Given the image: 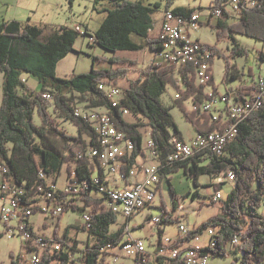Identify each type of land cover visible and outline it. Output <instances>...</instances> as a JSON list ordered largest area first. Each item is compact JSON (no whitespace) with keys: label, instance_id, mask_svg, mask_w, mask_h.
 Masks as SVG:
<instances>
[{"label":"trees","instance_id":"obj_1","mask_svg":"<svg viewBox=\"0 0 264 264\" xmlns=\"http://www.w3.org/2000/svg\"><path fill=\"white\" fill-rule=\"evenodd\" d=\"M175 0H167L166 10H170ZM161 4L153 5L144 1L130 0H95L93 10L105 13L100 28L92 34L86 28V35L92 36L94 44L106 52L117 54L118 52H140L149 48L152 53L162 49V43L157 37L151 35L153 29V17L160 9ZM196 8L177 7L172 9L175 14L190 15ZM214 16L211 13V16ZM217 42L230 41L233 44L229 57H245L248 50L242 48L236 42L235 35H242L264 43V0H258L255 8L242 13L236 21H232L228 13H224L216 25ZM81 36L75 28L60 27L52 31L34 26L29 22L23 23L17 20L0 23V72L4 75L3 99L0 108V161L8 165V176L12 177L19 185H25L28 197H36L52 191L51 183L57 185V178L64 165H68L67 173L70 175L73 169H77V180L89 182V190L82 191L78 198L83 206L74 204L75 199L69 200V193L59 191L57 204L63 207L64 213L78 210H90L92 227L88 230V236L94 243L88 242L86 248L77 250L67 241V233L63 238L59 237V226L53 230V236L63 244L65 250L56 258L62 260L61 264H105L110 252L106 246L112 244L118 246L124 239L125 226L117 232L111 230L117 223L118 215L108 209L92 183V171L94 165L86 158V152L96 151L97 136L94 130L82 119L76 118L71 107L73 102L70 94H79L90 101L93 107L108 108L115 127L127 133L134 140L135 150L128 160V166L122 168L126 179L132 177L133 167L139 157L143 155L142 143L144 136L140 131L142 125L148 126L155 144L158 160L164 162L172 153L171 140L173 137L183 140L179 127L171 115V108L165 106L162 101L166 88L171 85L178 89L183 98L176 103L182 111L186 122L191 124L196 134H211L222 130L224 125L221 120L212 121L210 115L200 114V111L189 110L184 101L192 98L194 104L199 107L203 99L217 96L218 90L214 86V77L210 81L213 88L212 96L204 93L205 86H195L193 69L189 72L181 71L186 91L180 90L176 76L169 69L177 68V64L163 67L160 64H149L138 80H132L125 90L122 107L129 110L134 118L143 119L145 124H134L126 119L119 108H113L105 95L98 90V85L105 83L118 84V81L128 77L127 68L111 67L110 69H95L69 78L61 79L57 75V64L63 61L75 50V43ZM133 37H136L135 39ZM213 52L212 65L216 57L225 61L224 81L237 79L242 76L236 65L231 64L229 57L216 46L209 45ZM112 65L125 64L128 61L113 56L108 60ZM24 74H30L37 78L41 85V91H31L21 79ZM53 90L55 94L52 103L45 101L41 94L47 90ZM22 94H19V91ZM251 87L239 86L236 92L240 98L250 91ZM51 93V92H50ZM55 115L70 121L79 130V137H74L59 129L52 118L49 109L52 108ZM37 112L40 124L34 121ZM236 141L228 146L226 155L221 158L212 153H198L181 161H175L170 168L162 171L161 178L179 173L183 170L185 176L193 181L196 188H200V178L207 175L209 178L218 179L221 175H227L229 170L236 173L235 188L227 201L211 198L212 206L221 201V214L203 222L189 234V239L203 234L210 228H216L217 234L213 241H217L216 248L205 249L211 254V258L226 257L230 247H234L237 256L231 264H264V212L261 208L264 204V106L257 111H252L246 119L238 125ZM87 136V139L84 138ZM52 140H58L60 147L53 145ZM93 155V156H96ZM170 180V179H169ZM231 182V181H230ZM223 183L213 185L215 194L221 190ZM42 188L43 192L40 190ZM170 193L174 201V208L179 209L181 198H195L199 191L193 194L188 191L180 197L175 187L170 183ZM67 200V201H66ZM39 212L35 209V214ZM164 223L173 222L172 216H168ZM46 226V225H45ZM1 238V237H0ZM237 238L239 243L230 245ZM68 253L75 255L73 261H68ZM77 253L80 255L77 257ZM54 256L46 257L44 263L50 264ZM12 264H19V259H12ZM159 264H186L185 262H171Z\"/></svg>","mask_w":264,"mask_h":264},{"label":"built area","instance_id":"obj_2","mask_svg":"<svg viewBox=\"0 0 264 264\" xmlns=\"http://www.w3.org/2000/svg\"><path fill=\"white\" fill-rule=\"evenodd\" d=\"M258 0H218L207 10V15H203L201 11L196 10L190 15L175 14L172 10H166L161 22V28L158 39L162 43V49L153 53L154 64L160 61H177V68L169 69L177 80L178 85H183L181 71L189 72L193 69L195 79L200 85L208 86L212 80V57L213 52L209 45L193 39V35L200 29L203 24L215 23L211 20V13L223 15L228 13L232 20L239 18L245 13L256 7ZM77 32L84 37L86 30L80 26H76ZM90 43L94 44V39L89 36ZM181 70V71H180ZM105 98L109 101L113 108H119L125 117L132 116L128 109L122 107V101L125 91L121 90L114 83H101L98 85ZM186 91V86L185 90ZM49 91L41 94L45 101L52 103L53 97H48ZM210 95V94H209ZM212 96V94L210 95ZM183 98L179 91L175 95V100ZM224 104L220 108L219 102ZM264 105V73L259 76L258 81L251 86V90L247 91L240 98L237 92H226L222 95L213 96L212 99H203L199 107L193 104L192 111L201 108L214 109L212 121L221 120L224 128L211 134H196L189 141L179 140L173 137L171 140L172 153L180 155V153H193V157L198 153L209 152L217 157H223V152H216V144H219L222 138H228V131L235 127L236 118H241V110L243 106ZM77 105L73 101L71 103L72 111L76 118L82 119L94 130L97 136V154L96 156H88L86 158L94 165L92 171V183L102 198L106 199L104 204L114 213L123 214V218L127 221L141 214L145 208H150L156 202L160 193V181L162 171L172 166H167V159L158 160L155 150V144L151 137L149 127L143 133L144 142L142 143L143 155L138 158L135 179H126V174L122 173V168L128 166V160L132 156L135 145L134 140L127 133L119 131H110L113 120L109 115V109L105 107H93L90 105ZM225 152V151H224ZM151 162H145L142 158L147 157ZM77 169H72L70 175L67 173V185L63 190L69 193L68 199L79 198L82 191L89 190V182L86 180H77ZM8 165L4 161H0V237H8L10 239L19 237L22 240L24 253L20 256L19 264H42L46 257L54 256L50 264H61L62 260L56 258L65 250L60 242L53 236H44L36 234L33 231L31 217L35 214V209L39 212L47 213L51 218L58 219L64 214L63 207L57 204L59 191L56 185L51 183L52 191L36 197H28L25 185H19L12 177L8 176ZM233 170H229L225 178L231 181ZM118 174L120 180L124 182V186L120 187L116 182L110 181L109 175ZM141 176V178H139ZM40 190L43 192L42 188ZM222 199V194L218 191L215 194V200ZM66 200V201H67ZM11 207L15 209L13 217L4 216L3 208ZM91 211L85 210L82 216L80 228L90 230L92 227ZM150 223L160 225L164 223L160 218H151ZM46 225V219L43 225ZM216 228L205 230L203 234L208 237L207 242H202L203 234L189 239V234L193 232L190 228L181 225L177 238L158 236L156 248L153 252L146 250V244L142 239H133L129 236L123 240L117 247L109 244L106 251L115 256V263L118 262L117 251H121L125 256L133 259L134 264H151L153 262L171 263L185 262L186 264H209L210 253H206L205 249H212L211 239L213 238ZM127 233L130 232L127 225ZM239 240L235 238L231 242V246L238 244ZM25 244H32V252H25ZM70 246H74L71 245ZM68 261L75 260L76 256L68 253ZM110 255V256H111ZM109 257V256H108ZM69 264V263H68Z\"/></svg>","mask_w":264,"mask_h":264},{"label":"rangeland","instance_id":"obj_3","mask_svg":"<svg viewBox=\"0 0 264 264\" xmlns=\"http://www.w3.org/2000/svg\"><path fill=\"white\" fill-rule=\"evenodd\" d=\"M95 0H26L24 7L19 9V13L22 12V15L18 19L23 22H29L34 26H39L47 29V31H52L55 28L60 27H71L73 24L79 25L82 29L88 28L89 31L94 34L101 25L103 18H105V13H98L93 10ZM137 1V0H130ZM144 1L146 3H152L153 5L159 3L161 4L160 9L154 16L155 21H160L163 18L165 7H167V0H138ZM211 0H175L173 2L170 10L183 7V8H196L203 9V14L206 13V9L210 6ZM30 3L31 7L27 5ZM211 7V6H210ZM209 7V8H210ZM199 11V10H198ZM29 18V19H28ZM211 20L218 24V18L211 17ZM237 18H233L232 21H236ZM134 39L136 37H133ZM236 42L242 46V48L248 50V55L245 57L237 56L235 58L229 57L233 44L230 41L217 42V29L215 26L210 24H203L198 33L196 32L193 35V39H197L199 42L216 46L223 53H226L229 57L231 64L236 65V67L241 71L242 76L237 79H229L224 81L225 75V61L222 58L216 57L213 64L212 74L215 80L214 86L219 89L221 94L226 93V90L236 89V87L241 84L245 86H250L254 82L258 81V78L261 74L262 66L261 61L259 60L260 55L264 54V43L257 42L253 38H249L242 35H235ZM76 46L82 52L79 54H72L68 58L67 70H61L59 72L62 78H65V71L68 75L75 73L79 75L82 73L89 72L93 66L95 69H110L111 67H121L127 68L129 70L128 77L122 79L118 84L121 89L126 90L129 87V83L132 80H138L142 74V71L149 65L154 64V58L149 49H146L141 52H118V54H112L106 52L105 49L99 46H91L89 36H79L76 41ZM117 56L121 59H125L128 62L121 65L116 64L112 65L108 60ZM163 67H168L170 63L166 60L160 61L159 63ZM74 70V71H73ZM251 71V73H250ZM3 74L0 72V108L2 107L3 99ZM31 91L39 93L41 91V85L39 84L37 78L30 76V74H24L21 78ZM195 86L199 87V82L195 80ZM202 86V85H200ZM205 86L208 92H212L213 88L211 85ZM204 88V89H205ZM180 90H185L180 84ZM53 94L55 92L51 89L47 90ZM19 94H22V91H19ZM179 92L175 87L168 85L166 88V93L163 95L162 101L165 106L171 108V115L175 122L178 125V129L182 134L185 141H189L193 136L196 135L194 128L191 124L185 121L182 111L178 107L175 95ZM69 98L77 105H90V101L84 99L83 97L75 95V93L68 95ZM184 104L192 110V100L187 99L184 101ZM91 106V105H90ZM220 108L224 107V104L220 101ZM52 108L49 109V112L58 124L60 130L65 131L67 134L74 137H79V130L74 126L70 121L60 118L58 115H55ZM200 114H207L202 112L200 109ZM126 119L134 124H145L143 119L134 118V116H127ZM34 121L38 125L40 124V118L35 112ZM148 126L142 125L140 131L143 134ZM87 139V136H84ZM53 145L60 147L58 140H52ZM90 152V150H89ZM70 167H74L73 163ZM75 169V168H74ZM67 170L68 165H64L63 169L60 171L59 177L57 180V189L64 190L67 185ZM135 172H132V175L135 176ZM183 170L179 173L170 174L171 180L165 178L162 180V185L159 188L160 194L157 197L156 202L150 208H145V210L137 215L136 217L130 218L128 221L123 218V215H118V221L112 225L111 230L117 232L120 228L127 225L129 226L130 232H124V239L126 240L129 236L133 239H142L146 244V250L148 252H153L156 248L159 233L163 237L177 238L179 233V227L184 225L191 230L196 229L203 222L208 221L209 219L221 214V201H217L212 206L201 205L203 202L207 204L210 203L211 198L215 196L214 184L223 183V189L220 191L222 194V201H227L232 190L235 188V183L228 181L225 178V175L219 177L220 181H215L213 178H209L207 175L200 178V188H196L193 184V181L188 179ZM110 181L113 184L117 181L120 187H123L125 184L122 180L119 179L118 174L109 175ZM163 179V178H162ZM170 183L175 187L177 194L182 197L186 192L191 191L192 194L195 191H199V195L192 200V198H187L183 200L181 198L180 208H174V201L172 199V194L170 193ZM74 204L82 207L83 203L78 199L74 198ZM88 211V210H87ZM261 212H264V204L261 208ZM85 210L78 211H69L61 215L58 219L51 218L47 213L38 212L33 214L31 217V223L33 226V231L36 234H41L44 236H51L53 230L59 226V237L63 238L67 233V241L71 245H76L77 250H82L86 248L88 242L94 243L93 239H90L88 232L80 228L82 223V216H84ZM171 215L173 222L171 223H160V225H153L150 223L151 218H160L161 221H164L168 216ZM46 219V226L43 225ZM2 226H0V230ZM218 232L215 229L214 235ZM213 235V236H214ZM202 242H207L208 237L206 234H203L201 237ZM213 238L211 239V243ZM22 240L19 237L10 239L6 236L0 238V264H12V259L18 260L20 256L24 253V248L22 246ZM234 247H230L228 252L229 254L226 257L218 256L216 258H209V264H231L232 261L237 257L234 254ZM25 252H29L25 247ZM77 257L80 255L77 253ZM118 262L115 263V256L111 255L107 258L105 264H134V260L125 256L121 251H117ZM79 258V257H78ZM151 264H159L158 262H153Z\"/></svg>","mask_w":264,"mask_h":264},{"label":"crops","instance_id":"obj_4","mask_svg":"<svg viewBox=\"0 0 264 264\" xmlns=\"http://www.w3.org/2000/svg\"><path fill=\"white\" fill-rule=\"evenodd\" d=\"M25 1L26 0H0V23H3V22H7V21H12V20H17V21H19V22H23L22 20H20V19H18L19 18V16L20 15H22V12H20L19 13V9L20 8H22V7H24V3H25ZM217 1L218 0H211V2H210V6L213 4H215V3H217ZM152 4V3H151ZM158 4V3H157ZM29 7L28 8H32L31 7V5H30V3H28L27 4ZM156 5V4H155ZM209 6V7H210ZM209 7H208V9H209ZM33 9V8H32ZM208 9H206V13H204L203 14V12L204 11H202V10H200L201 12H202V14L203 15H207V10ZM156 14V13H155ZM155 16V15H154ZM29 19V18H28ZM163 19V18H162ZM162 19L160 20V21H155L154 20V17H153V20H154V22H153V29H151V35L153 36V37H158V35H159V32H160V28H161V22H162ZM103 20H104V18H103ZM23 23H25V22H23ZM76 26H79V25H77V24H73L72 26H71V28H75ZM89 30V29H88ZM75 50L73 51V52H71L63 61H60L59 62V64H57V75H58V77H60L61 79H66V78H69V77H71L72 75H74L73 73H71L70 75H68L67 73H66V71H65V78H62L61 76H60V74H59V72H61V70L63 71V70H67V66L69 65L68 64V58H69V56L70 55H72V54H76V55H78L79 53L78 52H82L81 50H79L78 48H77V46H76V44H75ZM146 49H149V48H146ZM146 49H144V50H146ZM143 50V51H144ZM150 50V49H149ZM151 51V50H150ZM141 52V51H140ZM264 52V51H263ZM122 53V52H121ZM118 54V53H117ZM151 54H152V56H153V58H154V55H153V53H152V51H151ZM259 60L261 61V65L262 66H264V54H262V55H260V57H259ZM154 62H155V60H154ZM69 67V66H68ZM74 71V70H73ZM250 73H251V71H250ZM264 73V67H262V70H261V74L260 75H262ZM213 75V74H212ZM3 77H4V75H3ZM3 81H4V79H3ZM122 81V80H121ZM119 82V81H118ZM214 82H215V80H214ZM256 82V81H255ZM254 82V83H255ZM118 86H119V84H117ZM253 85V84H252ZM252 85H250V86H248V87H251ZM180 86V85H179ZM183 87H185V85L183 84L182 85ZM239 86H241V87H247V86H245V85H239ZM120 87V86H119ZM237 88H238V86L236 87V89H230L229 91L228 90H226V92H236V90H237ZM121 89V88H120ZM121 90H123V89H121ZM218 90V93H217V95H222L221 93H220V91H219V89H217ZM123 91H125V90H123ZM204 93L205 94H212L213 93V90H212V92L210 93V92H208L207 90H206V88L204 89ZM75 95H78V94H75ZM191 100H192V107H193V104H194V101H193V99L192 98H190ZM186 106V105H185ZM187 107V106H186ZM188 108V107H187ZM189 109V108H188ZM183 140H185L184 138H183ZM142 160H144L145 162H151V159H149L148 158V156L147 157H145V158H142ZM139 178H141V176H139ZM167 178H169L170 180H171V178H170V175H168V177ZM130 179H135V176H133L132 175V177L130 178ZM162 180H164V179H162L161 178V181H160V187H161V185H162ZM0 181H1V175H0ZM215 181H220V179L218 178V179H215ZM214 185H218V184H214ZM213 186V185H212ZM223 189V185L221 186V190ZM220 190V191H221ZM187 193V192H186ZM160 194V193H159ZM185 195V194H184ZM170 216V215H169ZM173 219V218H172ZM45 222V221H44Z\"/></svg>","mask_w":264,"mask_h":264},{"label":"bare ground","instance_id":"obj_5","mask_svg":"<svg viewBox=\"0 0 264 264\" xmlns=\"http://www.w3.org/2000/svg\"><path fill=\"white\" fill-rule=\"evenodd\" d=\"M211 17H215V18L219 19L221 17V15L214 14V16L212 15ZM168 62L170 64H177V61H168ZM48 97H53V99H54V96L50 92L48 94ZM263 106L264 105H255V104H253V106H243V108L241 110V115H240L241 118H236L235 127H233V130L228 131V138H225V139L222 138L221 141L219 142V144H216V152H223V155L225 156L228 146L236 141L238 130H239L238 125L241 124L246 119V117L248 115H250V113L252 111H254V110L257 111ZM202 112L207 113L208 115H210V118H213L214 109L202 108ZM110 131H119V130L115 127V125L113 123L110 126ZM95 154H96V151H90V153H87L88 156H93ZM192 155H193V153H180L179 156L174 155V156L167 159V165H171L173 162H175L177 160L178 161L184 160L186 158H189ZM235 181H236V173L233 172L231 175V182H235ZM14 214H15L14 208H11V207L3 208L2 215L13 217ZM117 215H119V214H117ZM120 215H123V214H120ZM216 245H217V241H212L211 247L216 248ZM25 247L29 252H32V244H25Z\"/></svg>","mask_w":264,"mask_h":264}]
</instances>
